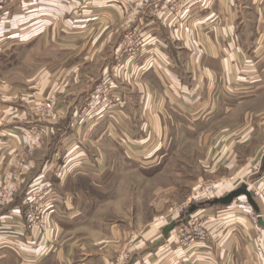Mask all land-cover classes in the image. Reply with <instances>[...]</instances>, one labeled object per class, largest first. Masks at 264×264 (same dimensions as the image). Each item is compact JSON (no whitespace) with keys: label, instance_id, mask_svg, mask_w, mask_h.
<instances>
[{"label":"crops","instance_id":"crops-1","mask_svg":"<svg viewBox=\"0 0 264 264\" xmlns=\"http://www.w3.org/2000/svg\"><path fill=\"white\" fill-rule=\"evenodd\" d=\"M69 2L0 0V193L21 182L12 200L0 203V264H115V236L107 248L85 239L84 209L74 205L66 189L70 181L85 179L94 185L104 178L101 166L108 159L98 157L97 150L114 147L126 161V148L145 154L154 145L151 133L183 129L177 119L186 117V129L193 132L202 117L204 127L211 124L210 129H216V120H227L234 111L244 119L245 103L264 97L262 62L255 57L259 47L250 50L241 29L249 14L264 23V0H183L180 13L158 19L146 11L139 19L141 45L124 60L116 55L119 42L113 43V31L108 46L98 45L100 36L84 31L85 24L98 25L95 19L78 21L82 29L69 38ZM97 21L112 26L115 14ZM85 35L94 39L91 49L95 48L86 62H104L103 74L117 85L124 104L112 115L81 121L91 85L82 73L72 83L66 70L68 54L84 51L90 42L84 44ZM105 48L110 57L102 58ZM11 56L29 70L42 68L43 73L21 81L24 85L4 79L1 73ZM43 101L55 104L51 119H40L36 113L35 106ZM252 117L255 138L263 129L264 106L253 109ZM37 129L43 131L39 137L32 135ZM222 129L226 131L220 132L211 152L221 150L226 164L235 156L232 134L243 136L245 142L253 137L245 126L234 133L227 129L240 128ZM208 133L205 128L204 134ZM258 153L257 170L247 176L264 221V144ZM213 163L220 166L219 161ZM85 168L90 169L84 172ZM33 194L44 219L39 227H31L26 219ZM245 212L232 204L203 209L195 216L210 226L206 246L183 248L174 239V229L167 239L162 233L149 247L143 243L131 258L135 264H264V228L254 225Z\"/></svg>","mask_w":264,"mask_h":264},{"label":"rangeland","instance_id":"rangeland-1","mask_svg":"<svg viewBox=\"0 0 264 264\" xmlns=\"http://www.w3.org/2000/svg\"><path fill=\"white\" fill-rule=\"evenodd\" d=\"M69 1L68 6H66L69 38L75 37L77 30L82 29L79 23L77 24L78 21L88 22L90 19H95L93 23H95L94 25L98 23V25L92 27V25L85 24L83 25L84 31L88 32L87 35L92 34L93 37L100 36L98 45L104 42L106 46H108L109 40L111 41L108 37L109 33L110 35L115 33L112 41L114 44L116 42V45L119 42L115 52L117 57L124 60L130 54L138 51L139 46L135 47V51H133L125 48V43L132 31L133 42L140 40L138 30L140 29L139 19L141 15L149 11L146 15L157 17V19L162 17L163 15H160V12L157 14L155 9H159L169 0H80L84 5L76 4V0ZM178 3L180 8H177V11H167L166 14L177 15L180 13L183 8V0H178ZM108 13L110 15L115 14L116 24L111 26L110 23L105 22L104 24L107 25H104L97 21L102 20ZM241 29L244 30L245 40H248L247 42L251 45L250 50H256L259 47L258 54L257 56L255 54V57L262 62L263 71H261L264 73V23L262 21L257 22L255 16L249 14V20L242 23ZM112 31L113 33H111ZM83 40L85 44L88 40L86 35ZM89 40L84 51L68 54L66 72L68 79L73 80L72 83L76 76L78 78L81 76L80 73L84 75L87 83L91 85L88 89L90 97L99 85L110 81L111 78L103 74L104 62L103 64L101 61L94 63L95 60L86 62V59H90L95 55V48L91 49L94 39ZM107 50L105 48L103 51L102 58L104 55L110 57V55H107ZM82 60L85 61L83 69L81 68ZM118 61L117 59L116 62ZM26 65L11 56L5 63L1 76L4 79L23 84L21 81L26 78L33 75L38 77L43 73L42 68L29 70ZM53 72L56 73L57 70ZM96 76H99L98 79L95 78ZM44 103L45 101L39 102L35 106L36 113L37 108ZM247 103H245V110L243 111L244 115L246 114L244 119L238 116L239 111H237L238 114L234 111L227 120L222 119L221 122H219V119L216 120V129H210L211 124L204 127L203 117L195 123L196 128H194L196 131L194 132L186 129L188 125L186 117L182 118L183 121L175 119L179 124H183V129H164V132L158 135L150 131L153 134L151 139H155L154 141L160 144L161 147L158 149L154 142V145H151L145 154H139L140 152L134 150L133 147V152L126 148V161L121 160L118 150L114 147L102 146L103 148L98 149V157L103 160L108 159L101 166V170L105 169L106 171L104 178L96 184L94 183V185L85 179L77 182L70 181L66 188L74 205L82 206L84 209L86 222L81 230L84 238L91 241L96 240L95 242H98L99 247L104 248L105 246L107 248L106 243L115 236L116 242L112 247L115 248V255H117L115 264H135L131 255L134 257V254L140 250L143 243L149 247L152 240L162 236L163 229L167 225L173 221L181 220V223L175 228V232H172L175 241L179 242L183 248L190 245L206 246L211 238L210 226L207 224L206 219L200 220L195 215L203 209H215L225 206H207L187 215L188 210L193 205L223 198L238 189L243 183L248 184L250 187L252 182L247 174L256 171L258 167L261 156V153L258 152L260 145L262 147L264 144L262 141V138L264 139V125L261 126L263 129L260 136L254 138L257 129L252 127L257 125L253 124L252 112L253 109H262L264 97L254 103L251 101ZM232 104L229 103V106H232ZM246 110H249L248 114ZM191 124L193 123L191 122ZM226 126L240 128L227 129L233 133L235 130L242 131L243 126L248 127L244 131L246 133L251 131L250 139L253 138L245 142L242 141L243 136L237 138V135L232 134L231 142L233 140L236 143L233 144L235 156L225 164V158L222 159L221 150H213L216 158L212 159L211 149L213 148L212 144L218 141L220 132L226 131V129H222ZM205 128L209 131L207 135L204 134ZM150 133H148V136H151ZM151 139L150 141H152ZM145 155L148 156L145 157ZM213 160L214 162L219 161L220 166L215 167ZM87 169L90 168H85L84 172H87ZM112 191L115 193L114 196L107 197L108 193L112 195ZM97 192H99V195ZM256 194L260 196L261 192H256ZM232 205L244 209L254 225L259 224L258 221L255 223L253 220V216L259 214L252 208L246 197L242 196L236 199ZM112 231H115V235ZM191 241L193 243H190ZM249 241L248 243H250Z\"/></svg>","mask_w":264,"mask_h":264},{"label":"built area","instance_id":"built-area-1","mask_svg":"<svg viewBox=\"0 0 264 264\" xmlns=\"http://www.w3.org/2000/svg\"><path fill=\"white\" fill-rule=\"evenodd\" d=\"M159 7V6H157ZM180 8V4L178 0H169L165 2L159 9H155V12L160 15H165L167 11H177L176 9ZM136 33V32H135ZM133 31L130 33L129 37H127L125 48L129 50H134L135 47L141 45V39L139 36V41L133 42ZM124 100L122 99L121 94L118 92V87L112 81L104 82L99 85L95 91L90 95L86 107L79 114V118L81 121H85L86 119H100L106 115H112L117 112L120 108L123 107ZM55 109V104L52 101H45L44 104L40 105L37 108V114L40 119H50L53 117V112ZM42 130L33 131L32 135L39 137L42 135ZM21 185V182L18 183L17 186ZM17 186L10 187L9 189L0 193V203L3 201H11L12 194L17 190ZM38 197L36 195H32L28 198V202L30 204V210L26 213V219L28 223H30L31 227H39L44 223V219L41 211L34 205L37 201ZM255 216V215H254ZM253 216V220L255 223L259 222L260 215ZM190 243H193L192 241ZM190 245V244H189Z\"/></svg>","mask_w":264,"mask_h":264},{"label":"water","instance_id":"water-1","mask_svg":"<svg viewBox=\"0 0 264 264\" xmlns=\"http://www.w3.org/2000/svg\"><path fill=\"white\" fill-rule=\"evenodd\" d=\"M264 161V157H263ZM242 196L246 197L252 208L256 211V213H259V209L256 203V200L254 199L253 193L251 192L249 185L246 183H243L238 189L232 191L227 196L223 198H216L212 201H208L206 203L200 204V205H193L189 210L188 214H193L195 211H197L199 208H205L207 206L213 207V206H229L231 205L236 199L241 198ZM181 223V221H173L169 225H167L163 229V239H167L170 235V233ZM260 225L264 228V221L262 217L259 218Z\"/></svg>","mask_w":264,"mask_h":264}]
</instances>
